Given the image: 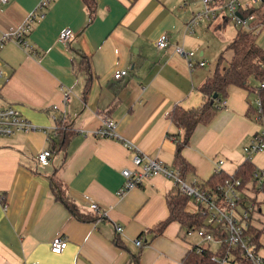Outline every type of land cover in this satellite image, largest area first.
Returning <instances> with one entry per match:
<instances>
[{
    "label": "crops",
    "instance_id": "obj_1",
    "mask_svg": "<svg viewBox=\"0 0 264 264\" xmlns=\"http://www.w3.org/2000/svg\"><path fill=\"white\" fill-rule=\"evenodd\" d=\"M39 1L0 4V68L7 74L0 78V106L13 103L39 127L0 136V264H183L195 241L180 223L170 221L158 234L150 230L168 214L165 196L174 188L172 178L153 174L117 194L120 170L133 167L123 140L174 168L181 135L169 113L176 105L203 102L200 87L215 67L206 66L224 45L212 42L225 21H201L187 33L185 21L203 7L201 0H96L91 18L82 0H51L25 35L27 48L11 34ZM256 2L240 0V10ZM63 27L74 31L68 45L57 40ZM161 33L169 44L157 49ZM175 46L207 62L190 68ZM117 69L128 73L115 79ZM65 93L69 98L63 102ZM250 94L229 85L225 105L208 123L195 126L181 149L193 167L185 180H207L219 159L224 161L219 169L231 174L246 158L243 146L260 130L249 107L256 95ZM62 113L70 133L41 164L35 155L57 135L53 116ZM105 115L114 120L120 139L94 134ZM51 174L78 214L56 198ZM89 200L106 211L104 217L96 218ZM56 235L67 239L60 253L50 249ZM139 236L142 245L134 243Z\"/></svg>",
    "mask_w": 264,
    "mask_h": 264
},
{
    "label": "built area",
    "instance_id": "obj_2",
    "mask_svg": "<svg viewBox=\"0 0 264 264\" xmlns=\"http://www.w3.org/2000/svg\"><path fill=\"white\" fill-rule=\"evenodd\" d=\"M50 1L51 0H40L36 4L23 23L11 34L13 39L24 47H29L25 40V35L29 32L32 22L43 17L44 9ZM201 1L203 7L195 11L185 21V31L187 33H192L194 28L201 21L230 19L235 26L247 24L249 18L241 14L240 0ZM7 2L8 0H0V4ZM73 36L74 31L71 28L63 27L57 35V40L68 45ZM2 39H4V37ZM154 44L157 49L165 48L169 44L167 34L161 33L156 38ZM174 50L178 55L185 58L190 68L196 65L203 66L207 62V60L203 58L198 60L194 59L195 53L193 50H185L182 46H175ZM127 73L126 69H117L113 72V77L119 79L127 75ZM6 75L7 74L0 68V78ZM260 86H264V83L261 82ZM68 98V93H65L63 102L68 100ZM253 103L256 107V113L253 118L254 121L261 120V129L243 146V150L247 155L245 159H250L251 154L264 149V139L262 137L264 119H260L258 115L261 112V100L259 95L255 96ZM219 105H225V99L220 100ZM52 108L56 109L57 105H52ZM60 116L64 117V113ZM57 117L58 116H53V119L56 120ZM115 125L114 120L108 115H105L103 116L101 127L98 128L94 134L98 137L120 139L115 132ZM34 129H39V127L25 118L22 112L13 103L0 106V136H8L16 132H28ZM52 130L56 134L58 132V125L55 124ZM123 144L132 152L131 162L133 167H123L120 170L122 183L117 189L118 195L124 194L133 187L140 186L144 178H148L153 174L160 173L165 177L172 178L174 185H177L181 192L192 199L193 208L190 212L199 214L204 218L205 223L210 225L208 229H185V236L195 235L203 241L219 243L220 248L223 246L221 253H213L211 255V259L218 264H240L239 256L249 261L250 264H264V254L259 252L262 244L260 239L256 241L254 238L256 229L260 228L256 224L259 221V217H256L255 213L261 212L260 201L262 200L264 203L263 195L261 199L258 197V194H262L260 189L261 183L264 180V169H256L253 174V179L248 182H242L240 178L235 177L233 173H231L227 174L222 181L216 183L213 188H201L196 180H193L190 184L186 183L179 175L177 169L169 168L159 159L146 155L135 143H133V141L125 139L123 140ZM51 152L49 148L38 151L35 155L37 162L46 164ZM223 162L224 161L221 159L216 161L213 172L219 171V166H221ZM88 208L93 211L97 219H101L105 216L106 211L95 201L89 200ZM122 229V224H115L116 232H121ZM134 243L136 245H142V237L139 236L135 238ZM66 245L67 239L62 235H56L50 241V249L54 253H60ZM198 249L199 248H197V250Z\"/></svg>",
    "mask_w": 264,
    "mask_h": 264
},
{
    "label": "trees",
    "instance_id": "obj_3",
    "mask_svg": "<svg viewBox=\"0 0 264 264\" xmlns=\"http://www.w3.org/2000/svg\"><path fill=\"white\" fill-rule=\"evenodd\" d=\"M259 1L258 5H249L247 9L240 10L243 16L248 17L247 24L236 25V33L234 37L227 43L225 49L230 50V57L225 67L220 66V61L223 58L220 53L212 74L208 76L200 90L204 95V100L198 106L192 108H183L182 106H174L170 111L169 117L171 121L179 128L180 137L176 139L174 152L173 166L178 170L179 175L185 180V176L193 167L185 159L181 153V149L189 142L191 133L197 124L208 123L219 107L220 100L227 96V87L235 85L247 89L248 92L259 95L261 100V112L258 114L260 119H264V49L257 42L259 30L264 27V0ZM85 9L90 18L93 16L96 0H82ZM227 21V20H223ZM253 81H257L253 83ZM86 90V89H85ZM251 114L254 116L256 107L253 101L249 104ZM261 125V120L255 121ZM58 125V132L54 138H50L49 149L61 148L70 133L68 123L62 116H58L55 120ZM264 139V129L262 133ZM256 167L250 159H244L235 169L233 175L240 178L242 182H248L253 179ZM227 176L222 170L213 172L210 177L202 182H197L201 188H213L216 183L222 181ZM50 188L57 199L62 201L67 208L76 214L77 209L71 203L66 195L63 183L55 178L52 174L49 175ZM264 198V180L261 183V189ZM189 196L181 192L177 185L166 194L165 200L168 208L167 216L154 224L151 227L153 234H158L170 221H178L182 228H203L208 229L210 225L206 224L204 218L197 213H192L186 208ZM255 229V228H254ZM254 231V230H253ZM262 233V228H257L255 239L258 241ZM116 243L121 244L118 236L115 237ZM197 248H199L197 250ZM223 246L217 248L216 252L210 248V242L194 243L182 257L183 264H218L211 259L213 253L219 254L222 252ZM240 264H250L249 261L239 256Z\"/></svg>",
    "mask_w": 264,
    "mask_h": 264
},
{
    "label": "rangeland",
    "instance_id": "obj_4",
    "mask_svg": "<svg viewBox=\"0 0 264 264\" xmlns=\"http://www.w3.org/2000/svg\"><path fill=\"white\" fill-rule=\"evenodd\" d=\"M243 1V0H242ZM259 3L256 2L255 6H257ZM214 30V29H212ZM236 33V26L234 25L233 21L228 19L223 26L220 28V30H217V32L215 33L214 37H217L218 40L214 39V41L212 42V44L215 46V44H221L223 43V58L220 61V66L221 67H225L227 65L228 62V54L230 53V50H226L225 47L227 45V43L234 37ZM257 42L259 43V45L264 49V27H262L259 30V33L257 35ZM220 52V51H219ZM219 53L216 55L217 57H214L212 60H210V63L207 64V68H212L213 66H215L216 60L219 57ZM210 64V65H209ZM257 81H253V83H256ZM250 98L254 97V95L251 93ZM259 129H261V127L259 126ZM252 159L251 162L254 164V166L256 167L257 170H263L264 169V149L262 151H258L255 152L253 154H251ZM199 181V180H198ZM186 183L190 184L189 179L185 180ZM202 182V181H199ZM259 198H262V194H258ZM187 208L189 211L192 210L193 208V204H192V199H189L187 201ZM260 208H261V212H256L255 216L259 217V221L256 223L260 228H262V233L260 236V242L262 244V247L260 249V253L264 254V203L262 202V200L260 201ZM192 238L193 241H195V243H205V241L201 240V238L192 235L190 236ZM189 237V238H190ZM219 247V243H215V242H210V248L216 252L217 248ZM226 264H230V263H226ZM232 264H236V263H232Z\"/></svg>",
    "mask_w": 264,
    "mask_h": 264
},
{
    "label": "water",
    "instance_id": "obj_5",
    "mask_svg": "<svg viewBox=\"0 0 264 264\" xmlns=\"http://www.w3.org/2000/svg\"><path fill=\"white\" fill-rule=\"evenodd\" d=\"M239 14V13H238Z\"/></svg>",
    "mask_w": 264,
    "mask_h": 264
}]
</instances>
